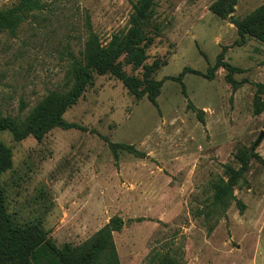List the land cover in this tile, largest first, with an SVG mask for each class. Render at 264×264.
Returning <instances> with one entry per match:
<instances>
[{"label":"rangeland","instance_id":"374dc122","mask_svg":"<svg viewBox=\"0 0 264 264\" xmlns=\"http://www.w3.org/2000/svg\"><path fill=\"white\" fill-rule=\"evenodd\" d=\"M18 0H0V10ZM135 0H41L14 35L0 32V110L24 117L47 93L66 89L67 71L82 57L86 17L103 44L127 28ZM214 0H155L159 35L147 64L164 61L153 105L136 100L110 75L92 84L64 114L73 128H54L41 142L0 141L12 151V169L2 175L7 208L17 223L40 221L58 246L77 245L114 216L126 221L113 241L120 264H145L156 254L177 264H264V135L225 216L207 205L211 185L237 167L241 147L264 133L263 114L254 115L255 84H264V44L242 40L229 19L209 11ZM264 0H238L243 18ZM244 72L233 90L218 69L214 78L185 73L182 84L168 80L184 68L207 73L218 55ZM129 75H137L141 70ZM264 101V94L262 96ZM23 110H20V107ZM203 122H200V119ZM110 144L127 150L112 152Z\"/></svg>","mask_w":264,"mask_h":264},{"label":"trees","instance_id":"16d2710c","mask_svg":"<svg viewBox=\"0 0 264 264\" xmlns=\"http://www.w3.org/2000/svg\"><path fill=\"white\" fill-rule=\"evenodd\" d=\"M237 3L238 0H214L209 11L220 19H229L242 40L250 37L264 44V2L243 18L233 15ZM43 9L41 0H18L13 6L1 9L0 32L14 35L22 23ZM85 27L87 36L82 57L71 62L67 71L66 89L63 92L47 93L24 117L4 115L0 110V133L8 132L16 142L29 136L41 142L54 128H73L74 125L65 121L64 114L92 84L94 74L110 75L120 81L136 100L145 97L153 105L156 104L163 80H156L154 74L165 62L155 60L147 64V51L161 30L155 21V0H135L127 28L113 34L106 44L92 31L88 17ZM125 66L130 67L132 72L141 70V73L129 75L124 70ZM218 69L226 71L225 80L234 91L247 82L234 79L235 74L244 71L225 62L221 54L205 74L184 68L178 76L167 79L182 84L183 75L189 72L212 80ZM255 87L253 113L264 116V84L257 83ZM20 110H23L22 106ZM199 119L203 122L202 118ZM110 147L115 156L117 149L130 151L136 157L143 156L132 146L110 144ZM234 159L237 167L226 165L224 177L218 178L211 185L212 196L207 206L221 216H225L232 203L236 204L240 214L243 213L245 205L236 200L234 190L244 180L251 162L262 161L253 146L239 148ZM12 166V151L0 141V264H120L113 233L120 232L126 221L119 216L110 218L107 224L77 245L58 246L40 221L17 223L8 211L1 181L2 175L11 170ZM145 264L177 263L171 255L165 253L156 254Z\"/></svg>","mask_w":264,"mask_h":264},{"label":"water","instance_id":"95a60500","mask_svg":"<svg viewBox=\"0 0 264 264\" xmlns=\"http://www.w3.org/2000/svg\"><path fill=\"white\" fill-rule=\"evenodd\" d=\"M263 135L264 133H260V135L258 136L257 140L255 141L253 148H255L257 145H259V143L262 141L263 139Z\"/></svg>","mask_w":264,"mask_h":264}]
</instances>
